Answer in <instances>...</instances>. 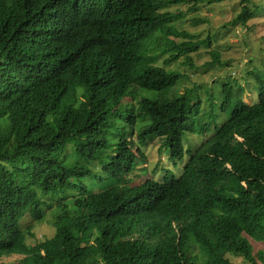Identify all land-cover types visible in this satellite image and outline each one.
<instances>
[{"label": "trees", "instance_id": "16d2710c", "mask_svg": "<svg viewBox=\"0 0 264 264\" xmlns=\"http://www.w3.org/2000/svg\"><path fill=\"white\" fill-rule=\"evenodd\" d=\"M221 1L0 0V260L264 264V76L256 100L235 105L228 78L200 127L195 92L170 95L186 74L168 67L213 47L181 29L187 12ZM248 3L231 26L254 18ZM156 141L174 168L126 185ZM37 189L69 202L54 237L26 249L24 216H46Z\"/></svg>", "mask_w": 264, "mask_h": 264}, {"label": "rangeland", "instance_id": "374dc122", "mask_svg": "<svg viewBox=\"0 0 264 264\" xmlns=\"http://www.w3.org/2000/svg\"><path fill=\"white\" fill-rule=\"evenodd\" d=\"M243 0H223L221 2L208 3L204 2L197 6V10L192 14L187 12V22L181 26L182 30L189 33L197 34L200 40H205L209 36L213 38V47L210 50H202L198 54L191 56L193 67L186 65V58H182L179 62L172 64L168 69L186 74V78L181 80L180 84L171 90V96L185 93L187 89H192L197 96L196 100H192L191 108L194 112L193 122L198 126H203L207 122L213 123V118L208 114L212 111L211 104L214 103V96L220 93L219 88L229 78V83L236 90L239 88L240 99H234L233 105L239 100L252 104L256 100L257 81L256 74L264 76V0H249L248 6L255 13L254 18L248 21L246 25L235 27L230 23L241 13ZM187 5H183L181 9L186 10ZM179 11L178 9L175 12ZM192 18L203 19L204 23H199L198 26H192ZM226 23L228 26L226 27ZM220 54V63L223 67H211L212 52ZM159 50H154V54H159ZM167 60V57L164 58ZM159 65L163 66V62ZM228 81V80H227ZM125 100L123 101V103ZM199 103L200 113L194 103ZM197 111V114H196ZM218 123H223L227 120L228 115L221 114L222 112L217 107L215 109ZM194 146H201L206 139L203 137H195ZM163 141H156L150 144L143 150L145 163L131 174V182L126 185H139L147 178L154 177L153 171L156 173V178L163 174L165 167L174 168L173 163L168 160L169 150L167 148L160 149ZM186 147H189L187 139L185 140ZM161 151V152H160ZM181 165V164H180ZM181 167V166H180ZM177 173V172H176ZM86 184L89 188L94 185L93 178H88ZM41 201L46 205L44 209L46 216L41 222H33L30 215L24 216L22 227H27V232L32 231V235L26 233L24 238V247L33 249L36 245L51 239L55 235L54 225L57 215L60 213L58 204L61 202H69L63 200L64 195L45 194L41 190H36ZM72 194V192L68 193ZM71 208V206L69 205ZM33 225V230H32ZM30 231V232H31ZM255 251L264 250V245H254ZM21 259L20 257H9L0 260V264H10ZM237 264H246L243 260H236Z\"/></svg>", "mask_w": 264, "mask_h": 264}]
</instances>
